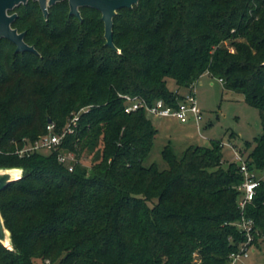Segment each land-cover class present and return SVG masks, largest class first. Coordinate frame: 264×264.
<instances>
[{
	"label": "trees",
	"instance_id": "obj_1",
	"mask_svg": "<svg viewBox=\"0 0 264 264\" xmlns=\"http://www.w3.org/2000/svg\"><path fill=\"white\" fill-rule=\"evenodd\" d=\"M14 11L12 26L38 53L0 39V166L23 168L0 190L13 247L0 243V264H229L245 239L234 224L237 162L223 161L212 141L180 154L167 143V167L144 164L156 128L144 109L124 112L118 93L176 106L202 73L221 78L260 111L263 131L245 160L262 171L264 0H138L113 17L120 52L105 44L94 8L81 7L78 18L61 1L44 16L28 0ZM87 105L60 149L89 153L88 166L68 170L57 151L13 152L12 139L34 140L48 120L58 131ZM243 213L254 220L253 242L263 238L264 181Z\"/></svg>",
	"mask_w": 264,
	"mask_h": 264
},
{
	"label": "rangeland",
	"instance_id": "obj_2",
	"mask_svg": "<svg viewBox=\"0 0 264 264\" xmlns=\"http://www.w3.org/2000/svg\"><path fill=\"white\" fill-rule=\"evenodd\" d=\"M167 86L171 90L176 89L174 80L169 77ZM181 90L183 89L179 91ZM194 91L202 111L199 129L190 120L188 123H181L174 117L147 113L156 128V134L144 164L155 163L160 169L167 167L161 156V149L167 143L176 154H180L189 145L209 146L212 141H219L222 144L223 161H236L234 148L244 158L251 150L255 137L263 131L259 109L244 101L241 93L226 89L217 77H212L206 72L195 81ZM245 141L249 142L247 147ZM76 158L87 166L91 163V155L87 152ZM35 261L44 264L39 259ZM194 264L201 263L196 259ZM236 264H264V237H258L249 247L247 256L237 260Z\"/></svg>",
	"mask_w": 264,
	"mask_h": 264
},
{
	"label": "built area",
	"instance_id": "obj_3",
	"mask_svg": "<svg viewBox=\"0 0 264 264\" xmlns=\"http://www.w3.org/2000/svg\"><path fill=\"white\" fill-rule=\"evenodd\" d=\"M219 81H222L219 78ZM193 82L190 87L182 93V98L174 106L168 102H165L162 98H156L152 102L148 103L146 99L141 95H132L129 93H118L123 99L124 112H131L140 108L144 109L146 114H153L161 117H174L180 122H188L192 120L193 123L199 129V122L202 119V111L197 104L195 97ZM176 90V89H175ZM89 105L79 108L77 111L71 113L67 118L65 124L60 130H55V124L48 122L46 125V131L34 140L22 138V145L18 146L17 141L14 142V153L18 155L27 154L33 151H57V160L72 170L74 163L77 162L76 155L73 151L60 150V145L68 134H74L77 129L79 114L88 110ZM235 160L238 164V169L243 177L242 182L238 185L240 194L237 199V206L240 209V217L234 222L236 227L244 234L245 239L240 243L239 249L230 254L229 264H236L237 260L247 256L248 249L253 245V233L254 220L251 217L244 215L243 211L246 205L251 202L255 193V188L261 181H264V169L260 172L256 170H250L247 166L246 160L239 154L237 149H233Z\"/></svg>",
	"mask_w": 264,
	"mask_h": 264
},
{
	"label": "water",
	"instance_id": "obj_4",
	"mask_svg": "<svg viewBox=\"0 0 264 264\" xmlns=\"http://www.w3.org/2000/svg\"><path fill=\"white\" fill-rule=\"evenodd\" d=\"M28 0H0V39L5 38L15 44L16 51H32L38 53L36 48L28 44L24 40V31H19L12 26V22L17 17V12L14 9L20 4H25ZM37 1L43 15L46 16L48 7L51 5L66 1L69 7V14L81 18L80 8L90 7L100 12L103 21L104 31L103 37L105 44L114 50L120 52L114 42L112 36L113 17L119 8L132 7L138 3V0H34ZM50 122V120H48ZM23 168L20 166H0V190L7 184L21 178ZM0 243L9 249H13L10 231L4 225L3 217L0 212Z\"/></svg>",
	"mask_w": 264,
	"mask_h": 264
},
{
	"label": "crops",
	"instance_id": "obj_5",
	"mask_svg": "<svg viewBox=\"0 0 264 264\" xmlns=\"http://www.w3.org/2000/svg\"><path fill=\"white\" fill-rule=\"evenodd\" d=\"M219 80V79H218ZM180 122V121H179ZM189 122V121H188ZM188 122H181V123H188ZM190 122H192L193 123V121L192 120H190Z\"/></svg>",
	"mask_w": 264,
	"mask_h": 264
}]
</instances>
